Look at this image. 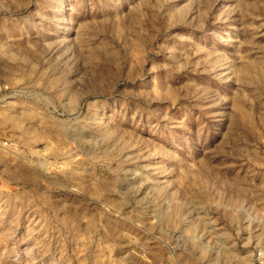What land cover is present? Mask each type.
<instances>
[{
	"label": "rangeland",
	"instance_id": "374dc122",
	"mask_svg": "<svg viewBox=\"0 0 264 264\" xmlns=\"http://www.w3.org/2000/svg\"><path fill=\"white\" fill-rule=\"evenodd\" d=\"M0 264H264V0H0Z\"/></svg>",
	"mask_w": 264,
	"mask_h": 264
}]
</instances>
